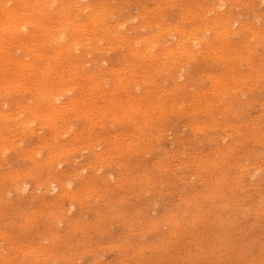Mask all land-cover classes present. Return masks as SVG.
<instances>
[{
    "label": "rangeland",
    "instance_id": "obj_1",
    "mask_svg": "<svg viewBox=\"0 0 264 264\" xmlns=\"http://www.w3.org/2000/svg\"><path fill=\"white\" fill-rule=\"evenodd\" d=\"M51 1H45L46 11L42 17L51 21L50 25L54 24V33L58 30L54 14L64 3L70 4V11L72 7L73 11L75 9L70 12L74 14L71 16L87 24V28L95 29L91 33L85 27L88 32H84V40L82 37L83 45L72 46L76 49L71 51L64 49L58 54L57 61L40 56L38 52L14 47L13 57L21 62L26 60L27 68L22 71L17 61L14 62L11 66L21 72L0 73V83L9 84L14 75L11 83L20 81L28 87L26 74L31 71L29 68L39 64L42 68L52 65L57 70L48 69L47 75L51 74L55 79L62 77L63 84L68 82L66 87L71 82L73 85L87 84L92 79L87 90L71 84L75 89L65 90L58 102L68 100L74 94L87 93L93 102L98 96L102 101L95 99V103L104 106L105 111L113 110L105 113L104 108H100L97 109L99 113L95 109L87 115L80 112L81 116L79 112L76 115L67 113L58 122L65 131L59 128L61 134H54L44 118L29 116V107L40 104L43 108L48 99L41 95L40 98L34 89L25 86L1 90L0 117L3 113L16 116L9 117L8 127L0 118V264H264V0ZM47 6L52 8L47 10ZM28 10L34 19L41 15L38 9ZM93 15L110 19L101 16V22L95 25L94 21H88ZM22 25L23 22L18 27L24 29V33L34 29L33 24ZM101 28L115 30L103 31ZM100 29L102 35L106 34L98 39ZM182 31L188 35L183 46L178 47ZM158 33L160 37H157ZM111 34L117 37L111 36V39ZM153 36L154 41L159 42L156 45H153ZM85 41L90 48L85 47L88 45ZM138 43L141 47L135 46ZM174 43L178 45L175 47L179 56L174 54ZM53 45L50 44L48 49L55 54L58 45ZM165 45L173 48L166 56L164 51L157 50L167 47ZM149 46L152 51L147 50ZM209 46L213 51L208 50ZM88 49L92 51L89 53ZM158 51L163 55H158ZM152 54L158 55L156 59L161 58L151 60ZM169 58L174 62L166 67V62L170 64ZM144 64H150L155 72H150L152 68ZM175 66L179 67L176 69ZM76 73L81 74V81ZM120 76L124 79L122 86L116 79ZM102 79L105 88L102 84L97 85ZM92 82L96 86L93 87ZM20 88L25 90L22 92ZM103 91L109 95L104 96ZM112 92L120 105L115 103V108H108L107 100ZM122 97L132 107H128ZM155 97L158 98L155 100ZM100 110L102 115H99ZM53 134L56 137H52Z\"/></svg>",
    "mask_w": 264,
    "mask_h": 264
},
{
    "label": "bare ground",
    "instance_id": "obj_2",
    "mask_svg": "<svg viewBox=\"0 0 264 264\" xmlns=\"http://www.w3.org/2000/svg\"><path fill=\"white\" fill-rule=\"evenodd\" d=\"M45 1L46 0H0V73H3L4 75H6V74H9L10 72H17V73H19V72H21V71H18L17 69L15 70L12 66H11V64H14V62H16L17 61V64H18V66H20L21 67V70L22 71H24V68L26 67L27 68V66H26V60H25V62H21L20 60L18 61L16 58H14L13 57V55H12V53H14V50H15V48L14 47H16V48H19V49H22V48H25V49H27V50H29L30 52H38V54L40 55V56H43V55H45V56H47L48 58H50V59H54L55 61H57V59H58V54L59 53H61V51H63L64 49H66V50H68V51H71V49H76L77 47H80L81 45H83V42H82V37H83V35H84V32H86L87 30L89 31V29L91 30V33H92V30H94L95 28L94 27H90V28H87L86 27V25L87 24H84L80 19V21L77 19V18H74L75 16H71L73 13H70V12H72L73 11V7H72V11H70L71 10V6H69L68 5V3H64V5L62 6V8H61V10L60 11H57L54 15L56 16V19H55V21L57 22V25H58V28H56V29H58L59 30V32H61L60 33V35H57L58 33H56L58 30H56V32L54 33V31H55V28H54V24H51L50 25V22L49 21H47L44 17H42V15H43V13H45ZM51 1V0H50ZM69 1V0H68ZM67 1V2H68ZM110 1V0H109ZM132 1V0H131ZM223 1V0H222ZM246 1V0H245ZM51 2H53V0L51 1ZM51 2L49 3V5H51ZM130 2V1H129ZM70 3H71V1H70ZM81 3H83V2H81ZM126 3V2H125ZM247 3V2H246ZM249 3V2H248ZM75 4V3H74ZM90 4V3H89ZM106 4V3H105ZM149 4H150V2H149ZM163 4V3H162ZM217 4V3H216ZM48 5V6H49ZM53 5V4H52ZM87 5H88V3H87ZM87 5H86V7H87ZM94 5V4H93ZM224 5H225V3H224ZM34 6H36V7H34ZM47 6V10H50L49 8L51 7H48ZM83 6V8H84V6L85 5H82ZM202 6H203V4H202ZM201 6V7H202ZM220 6V5H219ZM233 6V5H232ZM33 7H34V9H38V11H40V13H41V15H39L38 16V14L36 15V13L38 12V11H36V13H35V15L36 16H38V17H36L35 19L34 18H32L31 17V13L30 12H27V11H29L28 9L30 8L31 10H34L33 9ZM75 7V6H74ZM77 7V6H76ZM88 7H89V5H88ZM170 7V6H169ZM207 7V6H206ZM211 7V6H210ZM216 7H218L217 5H216ZM221 7V6H220ZM52 8V7H51ZM99 9V7H96L95 9ZM148 8V7H147ZM171 8V7H170ZM200 8V7H199ZM233 8V7H232ZM85 9V8H84ZM87 9V8H86ZM101 9V8H100ZM109 9H110V7H109ZM109 9L107 10V14H109L108 13V11H109ZM45 10V11H44ZM53 10V9H52ZM234 10V9H233ZM35 11V10H34ZM74 11H75V9H74ZM73 11V12H74ZM80 11V10H79ZM84 11V10H83ZM200 11V10H199ZM226 11H228V9L226 10ZM98 12V11H97ZM100 12V11H99ZM230 12V11H229ZM77 14H78V12H76ZM220 13V12H219ZM227 13V12H226ZM111 14V13H110ZM192 14V13H191ZM190 14V15H191ZM229 14V13H228ZM74 15V14H73ZM203 15V14H202ZM231 15V14H230ZM53 16V15H52ZM54 16V17H55ZM77 17H78V15H76ZM102 15H100V16H97V15H93L92 16V19H91V17L89 18L88 17V21H89V23H90V21L91 22H95L94 24L95 25H97V22L99 21V23L101 22L99 19H101L102 17H104V16H102ZM106 16V15H105ZM146 16V15H145ZM224 17V16H223ZM225 17H227V16H225ZM240 17V16H239ZM51 18H53V17H51ZM50 18V19H51ZM79 18V17H78ZM104 18H106L107 20H108V16H106V17H104ZM103 18V19H104ZM145 18V17H144ZM161 18V17H160ZM231 18V17H230ZM257 18V17H256ZM48 19V18H47ZM91 19V20H90ZM106 19H104V20H106ZM110 19V18H109ZM84 20V19H83ZM106 20V21H107ZM130 20V19H129ZM155 20V19H154ZM220 20V19H219ZM222 21H223V19H221ZM248 20V19H247ZM19 21H22L23 22V25L22 26H28L29 24H33V26H34V29H33V31H30L29 33H27V31H25L26 33H24L23 32V30L24 29H22V28H19L18 26H19V24H21L22 22H20L19 23ZM105 21V22H106ZM124 21H125V19H124ZM226 21V20H225ZM64 22H66V23H64ZM105 22H104V26H106V24H105ZM152 22V21H151ZM224 22V21H223ZM102 23H103V21H102ZM110 23V22H109ZM108 23V21H107V24H109ZM246 23V22H245ZM142 24H144V23H142ZM153 24V23H152ZM225 24V23H224ZM92 25V24H91ZM111 26H112V23L110 24ZM114 25V27H115V25L116 24H113ZM137 25V24H136ZM165 25V24H164ZM169 25V24H168ZM208 25V24H207ZM231 25H233V23L231 24ZM249 25H251V24H249ZM90 26V25H89ZM138 26V25H137ZM171 26V25H170ZM170 26H169V28H170ZM196 26V25H195ZM227 26V25H226ZM21 27V26H20ZM85 27H86V31H85ZM101 27H103V26H101ZM107 27H109V26H107ZM113 27V28H114ZM139 27V26H138ZM172 27V26H171ZM193 27V26H192ZM206 27V26H205ZM214 27V26H213ZM244 27V26H243ZM242 27V28H243ZM124 28V27H123ZM175 28V27H174ZM180 28V27H179ZM204 28V27H203ZM207 28V27H206ZM254 28V27H253ZM26 29V28H25ZM101 29H103V28H101ZM100 29V32L102 31ZM105 29V28H104ZM104 29H103V31H104ZM106 29H108V28H106ZM105 29V30H106ZM205 29V28H204ZM227 29V28H226ZM226 29H225V31H226ZM245 29V28H244ZM248 29V28H247ZM108 30H110V31H112V30H115V29H108ZM141 30V29H140ZM160 30V29H159ZM169 30V29H168ZM197 30H199V29H197ZM196 29H195V31H197ZM221 30H222V28H221ZM228 30V29H227ZM231 30V29H230ZM255 30V29H254ZM87 31V32H88ZM98 31V30H97ZM109 31V32H110ZM126 30H124V32H125ZM163 31V30H162ZM187 31V30H186ZM191 31V30H190ZM219 31V30H218ZM224 31V32H225ZM229 31V30H228ZM66 32H68V34H65ZM99 31H98V33H100ZM113 32V31H112ZM127 32V31H126ZM204 32V31H203ZM232 32V31H231ZM90 33V32H89ZM88 33V34H89ZM95 33H97L96 31H95ZM105 33V32H104ZM162 33V32H161ZM188 33V32H187ZM196 33V32H195ZM198 33V32H197ZM196 33V34H197ZM219 33H220V31H219ZM221 33H222V31H221ZM260 33V32H259ZM57 36H56V35ZM101 35H98V36H100V37H97L98 39L99 38H101V37H103L104 38V36L103 35H105V34H103L102 35V32L100 33ZM114 34H115V32H114ZM113 34V36H112V34L110 35V38H111V36H112V38L113 37H115V35ZM136 34V33H135ZM150 34H152V33H150ZM156 34V33H155ZM159 34L160 33H158V35H157V37L159 36ZM166 34V33H165ZM189 34H191V33H189ZM200 34V33H199ZM198 34V35H199ZM231 34V33H230ZM229 34V35H230ZM97 35V34H96ZM120 35V34H119ZM124 35V34H123ZM126 35H128V33L126 34ZM130 35H133V36H135L134 34H130ZM149 35V34H148ZM147 35V36H148ZM167 35V34H166ZM181 35H182V37H181V39H179V42H178V45H175V43H174V46L173 47H181L180 45H182V43L184 42V40H185V38L187 37L186 35H188V34H186L185 35V33H184V31H182L181 32ZM197 35V36H198ZM232 35V34H231ZM85 36H86V34H85ZM88 36V35H87ZM90 36V35H89ZM88 36V37H89ZM93 36H95V35H92V37ZM129 36V35H128ZM193 36V35H192ZM196 36V37H197ZM201 36V35H200ZM218 36H220V35H218ZM117 37V36H116ZM115 37V38H116ZM125 37V36H124ZM123 37V38H124ZM131 37V36H130ZM146 36H144L143 38L144 39H146L145 38ZM160 37V36H159ZM251 37V36H250ZM86 39H87V37H85ZM95 38V37H94ZM97 38H95V40H97V42H99V40L97 39ZM109 38V39H110ZM111 38V39H112ZM120 38V37H119ZM132 38H134V39H136L135 37H132ZM132 38H130V39H132ZM138 39H140L139 38V36L137 37ZM142 38V39H143ZM151 38V37H150ZM195 38V37H194ZM252 38V37H251ZM88 39H90V38H88ZM128 39V38H127ZM133 39V40H134ZM138 39H137V41H138ZM143 39V40H144ZM152 39H153V41H154V36L152 37ZM156 39H158V38H156L155 37V40ZM160 39V38H159ZM172 39H174V38H172ZM198 39V38H197ZM196 39V40H197ZM83 40H84V37H83ZM116 40V39H115ZM117 40H119V39H117ZM116 40V41H117ZM122 40V39H121ZM120 40V41H121ZM165 40V39H164ZM163 40V41H164ZM187 40H189L190 41V39H188L187 38ZM192 40V39H191ZM101 41V40H100ZM103 41V40H102ZM112 41V40H111ZM136 40H134V42H135ZM151 41L152 40H150L149 42L151 43ZM158 41V40H157ZM156 41V42H157ZM163 41H161L160 43H162ZM186 41V40H185ZM86 42V41H85ZM90 42V41H89ZM131 42H132V40H131ZM131 42H129V43H131ZM134 42H132V43H134ZM139 42V41H138ZM141 42V41H140ZM139 42V43H140ZM155 42V41H154ZM154 43L153 44V42H152V44L153 45H156V44H158V43ZM7 43V44H6ZM53 43H56L58 46H57V48L55 49V54H53L52 52H49V46H50V44H52L53 45ZM131 43V45L134 47V44H132ZM138 43V44H139ZM142 43V42H141ZM170 43V42H169ZM8 44H9V46L10 47H7L8 46ZM85 44H88V42H86ZM98 44V43H97ZM125 44V43H124ZM128 44V43H127ZM138 44H135V46L137 47H141V45L139 46ZM152 44H150V45H152ZM167 44V43H166ZM185 44H186V42H185ZM88 45H89V47H88ZM87 46L85 45V47H87V48H90V44H88ZM114 45V44H113ZM112 45V46H113ZM161 45H163V44H161ZM191 45H193V43L191 44ZM199 45V44H198ZM14 48H12V47ZM54 46V45H53ZM72 46L74 47H76V48H72ZM99 46H100V43H99ZM103 46V45H102ZM116 47L118 46V44L117 45H115ZM130 46V45H129ZM159 46V45H158ZM165 46H167V45H165ZM183 46V45H182ZM220 46V45H219ZM51 47V46H50ZM55 47V46H54ZM104 47V46H103ZM123 47V46H122ZM147 46H145V48H146ZM154 47V46H153ZM172 47V46H171ZM176 47L174 48V49H176ZM184 47H186V45L184 46ZM183 47V48H184ZM256 47V46H255ZM7 50H6V49ZM112 48V47H111ZM162 48V47H161ZM188 48V47H187ZM186 48V49H187ZM10 49V50H9ZM18 49V50H19ZM53 49V48H52ZM93 49V48H92ZM102 49V48H101ZM178 49V48H177ZM177 49H176V52L174 53L175 55H178V54H176V53H178V51H177ZM195 49V48H194ZM215 49H217V48H215ZM220 49V48H219ZM219 49H218V51H219ZM224 49V48H223ZM72 50V51H73ZM88 50H90V49H88ZM87 50V51H88ZM131 50V49H130ZM143 50V49H142ZM147 50H150V46H149V49H147ZM154 50V49H153ZM157 50H159V51H164L163 53H164V55L166 56V55H169V54H171V52L173 51V48H170L169 46H167V47H163L161 50L160 49H158L157 48ZM201 50V49H200ZM199 50V51H200ZM208 50H212L213 51V48L211 47L210 48V46H209V48H208ZM208 50H207V53H208ZM227 50V49H226ZM13 51V52H12ZM92 50H90V51H88L89 53L91 52ZM137 51H138V49H137ZM141 51V50H140ZM145 51V53H146V49L144 50ZM150 51H152V46H151V50ZM150 51H148L147 52V54H149L150 53ZM158 51V52H159ZM175 51V50H174ZM180 51V50H179ZM76 52V51H75ZM78 52H79V50H78ZM78 52H76V53H78ZM133 52H135V51H133ZM142 52V51H141ZM183 52V51H182ZM186 52H187V50H186ZM189 52V51H188ZM204 52V51H203ZM215 52V51H214ZM217 52V51H216ZM52 53V54H51ZM63 53H66V52H63ZM62 53V54H63ZM72 53H74V51L72 52ZM129 53H131V52H129ZM139 53V52H138ZM156 53V52H155ZM172 53V54H173ZM190 53H192V52H190ZM199 53V52H198ZM233 53V52H232ZM47 54V55H46ZM51 54V55H50ZM68 54V53H67ZM141 54H144V52L143 53H141ZM158 55L160 54V52L159 53H157ZM173 54V55H174ZM183 54L184 53H182L181 55L183 56ZM189 54V53H188ZM219 54H220V52H219ZM223 54V53H222ZM65 55V54H64ZM86 55H87V53H86ZM133 55V54H132ZM158 55H156V54H152L151 56H152V58H151V60L153 59H155V60H158L159 58H161L160 56L161 55H163L162 53L160 54V56L159 57H157V59H156V56H158ZM199 55V54H198ZM203 55V54H202ZM210 55H212V54H210ZM213 55H215V54H213ZM236 55H238V54H236ZM17 58H18V55H15ZM26 56V55H25ZM61 56V55H60ZM71 56V55H70ZM76 56H78V55H76ZM138 56H140V55H138ZM137 56V57H138ZM179 56V55H178ZM178 56H177V58H178ZM189 56H191V54H189ZM218 56V55H217ZM63 57V56H62ZM129 57V56H128ZM140 57H142V56H140ZM140 57H138V58H140ZM146 57H149V56H147L146 55ZM154 57V58H153ZM176 56H174V58H175ZM185 57V56H184ZM220 57V56H219ZM225 57V56H224ZM223 57V58H224ZM226 57H227V55H226ZM225 57V58H226ZM20 58H22V57H20ZM24 58H26V57H24L23 56V59ZM28 58H29V55H28ZM65 58V57H64ZM67 58V57H66ZM74 58H76V57H74ZM164 58V57H163ZM76 59H78V58H76ZM94 59V58H93ZM129 59V58H128ZM135 59V58H134ZM149 59H150V57H149ZM149 59H147V60H149ZM182 59V58H181ZM220 59H222V58H220ZM66 60V59H65ZM65 60L63 61V62H65ZM90 60V59H89ZM164 60H166V59H164ZM163 60V61H164ZM167 60H170V64H168V62H166L165 64H167L166 65V67L168 66H170L171 65V62H174V61H171V59L169 58V59H167ZM174 60V59H173ZM91 61V60H90ZM116 61V60H115ZM159 61H162V60H159ZM178 61V60H177ZM191 61V60H190ZM194 61V60H193ZM33 62H35V61H33ZM102 62V61H101ZM139 62V61H138ZM150 62H153V61H150ZM189 62V61H188ZM46 63H48V62H46ZM117 63V62H116ZM144 63V62H143ZM156 62H154L153 64H155ZM59 64V63H58ZM106 64V63H105ZM104 64V65H105ZM125 64V63H124ZM130 64V63H129ZM140 64V63H139ZM151 64V63H150ZM149 64V65H150ZM159 64H161V66L163 65L162 63H159ZM164 64V65H165ZM28 65V64H27ZM47 65V64H46ZM45 65V63H44V66H46ZM64 65V64H63ZM66 65H68V64H66ZM80 65V64H79ZM112 65H113V63H112ZM127 65V64H126ZM125 65V66H126ZM134 65V64H133ZM148 66L149 67V65H147V64H144V66ZM157 65V64H156ZM176 65V64H175ZM181 65V64H180ZM43 66V65H42ZM42 66H41V64H39V65H36L35 67H33L32 69L31 68H29V70H31V71H27L28 72V74H26L25 76H26V79L28 80L29 79V81L28 82H26L27 84H28V87H26L27 85H23L24 83L23 82H21L20 83V81L17 83V81H16V84H15V82L14 83H11V81L13 80V78H14V75H11V77H12V80L10 81V83L9 84H5V85H3V84H1L0 83V92H1V90H4V91H6V90H8V89H13V88H15L14 86H20V87H23V86H25L26 87V89L27 88H29L30 90L32 89H34V92L40 97V95L42 96V98L43 97H45L46 99H48V101L46 102V105L45 106H43V108H42V106H40V104H38V105H36V106H34V104H33V107H29L28 108V110L30 109V111H29V116L30 117H33V118H40V117H42V118H44L43 120L46 122V125L47 126H50V128L53 130V133L54 134H61V133H58L59 132V128H60V126H59V124H58V122L60 123V121H61V119L60 118H62L64 115H66L67 113H72V114H74V115H76L77 114V112H82V113H85L86 115L87 114H91V113H93V111H95V109H96V111H98L100 108H102L101 106H98L95 102L97 101V100H95V99H99L100 100V98L98 97V96H96L97 94H93V91H92V94L93 95H95L96 96V98L94 99V101L95 102H93V100H91L90 98L92 97H88L89 95L86 93V94H84V93H82V94H79V95H72V96H70L69 97V99L68 100H62L61 99V101L60 102H58L57 100H59L60 99V96L61 95H63L64 94V92H66L65 90H71V88L73 87V86H75V88H79V89H81V90H83L84 88L87 90L88 88H86V86L89 84L88 82H91L92 81V79L89 81H87V84H85L83 81H84V79H87V76L83 79V83H81V84H75V85H73L72 84V82L71 81H69V82H71V84L73 85L72 87L70 86L71 84H68L67 85V87H66V83H68V82H66L65 84H63L64 82H63V80H60L62 77H60V79L58 78V79H55L54 77L52 78V76H51V74H50V76L49 75H47L48 74V71L50 70V69H52V68H56L55 66L53 67L52 65L51 66H49V65H47V67H45V68H42ZM49 66V67H48ZM125 66H123V67H125ZM141 66V65H140ZM182 66V65H181ZM14 67H15V65H14ZM58 67V66H57ZM68 67H70V66H68ZM102 67V66H101ZM115 67V66H114ZM123 67H121V68H123ZM137 67V66H136ZM163 67V66H162ZM171 67H173V66H171ZM179 66H175V68L177 69ZM16 68V67H15ZM80 68V67H79ZM78 68V69H79ZM82 68V67H81ZM130 68V67H129ZM137 68H139V67H137ZM149 68H152V67H149ZM164 68V67H163ZM174 68V69H175ZM231 68V67H230ZM49 69V70H48ZM64 69V68H63ZM67 69V68H66ZM66 69H64V70H66ZM110 69V71H111V68H109ZM115 69H116V67H115ZM114 69V70H115ZM120 69V68H119ZM131 69V68H130ZM129 69V70H130ZM153 69L154 68H152L151 69V71L150 72H152L153 71ZM167 69H171V68H167ZM20 70V69H19ZM47 70V71H46ZM56 70H57V68H56ZM58 70H62V69H59L58 68ZM71 70H73V68L72 69H70V72H72ZM113 70V71H114ZM139 70H141V68L139 69ZM158 69H156V71H157ZM162 70V69H161ZM53 71V70H52ZM60 71H59V73H60ZM67 71V70H66ZM116 71H118V68L116 69ZM119 71H121V69L119 70ZM124 72H125V69L123 70ZM143 71V70H142ZM148 71V70H147ZM162 71H164V72H166L165 70H162ZM161 71V72H162ZM169 71V70H168ZM174 71V70H173ZM172 71V72H173ZM176 71V70H175ZM57 72V71H56ZM74 72V71H73ZM95 72V71H94ZM128 72V71H127ZM138 72L139 71H137V74H138ZM155 71H153V73H154ZM26 73V72H25ZM24 73V74H25ZM63 73V72H62ZM69 73V72H68ZM82 73V72H81ZM93 73V72H92ZM100 73V72H99ZM102 73V72H101ZM128 73H130L131 74V72H128ZM134 73V72H133ZM142 73H144V72H142ZM168 73H170V71L168 72ZM179 73V72H178ZM227 73V72H226ZM10 74H12V73H10ZM55 73H53L52 75H54ZM65 75H66V73H64ZM78 73H76V75H77ZM85 74V73H84ZM88 74V73H87ZM119 74V73H118ZM122 74V73H121ZM150 74H152V73H150ZM161 74H163V73H161ZM166 74V73H165ZM214 74V73H213ZM2 75V74H1ZM58 75V74H57ZM60 75H61V73H60ZM69 75V74H68ZM71 75V74H70ZM73 75V74H72ZM74 75H75V73H74ZM89 75H91V74H88V76ZM92 75H94V73L92 74ZM120 75V74H119ZM139 75V74H138ZM141 75V74H140ZM154 75V74H153ZM160 75V74H159ZM174 75V74H173ZM220 75V74H219ZM10 76V75H9ZM24 76V75H23ZM29 76V77H28ZM77 76H79V79L80 78H82V76H81V74L80 75H77ZM124 76V75H123ZM128 76V75H127ZM146 76H147V73H146ZM151 76V75H150ZM28 77V78H27ZM66 77V76H65ZM96 77V76H95ZM98 77V76H97ZM125 77V76H124ZM135 77V76H134ZM183 77V76H182ZM216 77H219V76H217V74H216ZM224 77V76H223ZM225 77H227V76H225ZM17 78V77H16ZM19 78V77H18ZM24 78V77H23ZM64 78V77H63ZM71 78V77H70ZM73 78V77H72ZM72 78H71V80H72ZM100 78V77H99ZM109 78V77H108ZM137 78V77H136ZM237 78V77H236ZM251 78V77H250ZM67 79H69V77L67 78ZM105 79V78H104ZM107 79V78H106ZM105 79V80H106ZM118 81H119V85L121 84V86L123 85V83H122V80H124L123 79V77L122 76H120V78H116ZM138 79V78H137ZM136 79V80H137ZM146 79V78H145ZM10 80V79H9ZM8 80V81H9ZM16 80V79H15ZM66 80V79H65ZM95 79H93V81H94ZM105 80L103 81V79H102V82H101V80H99L98 82H97V85L99 86H101V84L104 86L105 84H103V82H105ZM218 80V79H217ZM74 81V83H76L75 81H76V79L75 80H73ZM78 81V80H77ZM79 81H81V79L79 80ZM78 81V82H79ZM97 81V80H96ZM164 81H165V79H164ZM13 82V81H12ZM142 82V81H141ZM5 83V82H4ZM94 82H92V84H93ZM164 83V82H163ZM167 83V82H166ZM22 84V85H21ZM91 84V85H92ZM106 84H107V82H106ZM130 84H132V83H130ZM130 84H129V86H130ZM146 84V83H145ZM90 85V84H89ZM89 85H88V87H89ZM108 85V84H107ZM171 85V84H170ZM189 85V84H188ZM219 85V84H218ZM5 86V87H4ZM93 87L94 86H96V84L94 83V85H92ZM92 86H90V89H93V87ZM102 86V87H103ZM109 86V85H108ZM117 86V85H116ZM128 86V85H127ZM134 86V85H133ZM221 86V85H220ZM102 87H101V90H103L102 89ZM115 87V86H114ZM123 87H125V85L123 86ZM134 87H136V86H134ZM178 87V86H177ZM17 88V87H16ZM74 88V87H73ZM72 88V89H73ZM74 88V89H75ZM103 88H105V86L103 87ZM116 88V87H115ZM114 88V89H115ZM188 88H190V87H188ZM6 89V90H5ZM19 88H17V90H18ZM20 89H22V92H23V89L24 88H20ZM84 89V90H85ZM95 89H96V87H95ZM106 89H107V86H106ZM123 90H124V88H122ZM122 89H120V91L122 90ZM131 89V88H130ZM132 89H133V87H132ZM137 89V88H136ZM218 89H220V88H218ZM25 90V89H24ZM36 90V91H35ZM67 90V91H68ZM99 91H100V89H98ZM98 90H96V91H98ZM118 90V89H117ZM135 90V89H134ZM133 90V91H134ZM20 91V90H19ZM88 91H90V90H88ZM107 91H108V89H107ZM125 91V90H124ZM216 91H217V89H216ZM87 92V91H86ZM101 92V91H100ZM114 92V91H113ZM113 92L110 94L111 95V97H110V99L109 100H107L106 98V100L108 101V103H110V105L108 106V104H107V102L104 100V98H103V100L105 101V103L107 104V107L108 108H111L112 106H113V108H115V106H114V104L116 103V104H118V106L120 105L119 103H117V101H115V100H118V99H115V97H112L113 96ZM117 93H118V91H116ZM123 92V91H122ZM207 92V91H206ZM4 93V92H3ZM5 93H7V92H5ZM21 93V92H20ZM78 93V92H77ZM89 94L91 93V92H88ZM106 91L104 92H102V94H104V96H108V95H106ZM121 93V92H120ZM126 93V92H125ZM197 93V92H196ZM209 93V92H208ZM102 95L101 93H99L98 92V95ZM121 94H123V93H121ZM1 95V94H0ZM2 95H4V94H2ZM91 95V94H90ZM118 95H119V93H118ZM137 95V94H136ZM211 95V94H210ZM209 95V96H210ZM10 96V95H9ZM8 96V97H9ZM37 96V97H38ZM103 95H102V97H104ZM120 96V95H119ZM119 96H117V97H119ZM123 96V95H122ZM129 96V95H128ZM20 97V96H19ZM38 97V98H39ZM98 97V98H97ZM130 97H132V96H130ZM137 97H138V95H137ZM31 98V97H30ZM41 98V97H40ZM124 97H122L121 99H123ZM125 98H127V94H126V96H125ZM133 98V97H132ZM140 98V97H139ZM138 98V99H139ZM158 97H155V100L157 99ZM114 99V100H113ZM119 99H120V97H119ZM146 99V98H145ZM29 100V99H28ZM42 100V99H41ZM44 101H46L45 99H43ZM124 100V99H123ZM146 100H148V99H146ZM153 100V99H152ZM100 101H102V100H100ZM100 101H98V102H100ZM124 101H126V100H124ZM8 102V101H7ZM20 102V101H19ZM216 102V101H215ZM0 103H2V102H0ZM43 103V102H42ZM41 103V104H42ZM103 102H101V104H102ZM105 103H103V105L105 104ZM125 103H127V105H129L128 107H132V104L131 103H129V102H125ZM124 103V104H125ZM129 103V104H128ZM139 104V102H136V104ZM143 103H144V101H143ZM29 104V103H28ZM44 104V103H43ZM42 104V105H43ZM105 104V105H106ZM131 104V105H130ZM135 104V105H136ZM137 104V105H138ZM149 104V103H148ZM204 104V103H203ZM30 105V104H29ZM140 105V104H139ZM138 105V106H139ZM154 105V104H153ZM155 105H157V104H155ZM154 105V106H155ZM25 106H26V104H25ZM126 106V105H125ZM144 106V105H143ZM151 106V105H150ZM219 106V105H218ZM24 107V106H23ZM152 107V106H151ZM177 107V106H176ZM180 107V106H179ZM103 108H104V111H105V107L103 106ZM102 108V109H103ZM146 108V107H145ZM189 108H190V106H189ZM98 109V110H97ZM142 109V108H141ZM140 109V110H141ZM177 109V108H176ZM175 109V110H176ZM12 110V109H11ZM16 110V109H15ZM110 110H113V109H107L106 111H105V113H107L108 111H110ZM178 110V109H177ZM21 111V110H20ZM128 111H131V110H127V112ZM151 111V110H150ZM181 111V110H180ZM8 112V111H7ZM100 112H101V114H99V115H102L103 114V112L100 110ZM115 112V111H114ZM114 112H112V114L114 113ZM125 112V111H124ZM142 112V111H141ZM3 113V112H2ZM98 113H99V111H98ZM118 113V112H117ZM132 113H135V112H133L132 111ZM142 113H144V112H142ZM116 114V113H115ZM154 114V113H153ZM257 114V113H256ZM261 114V113H260ZM12 113L10 114H1V119L4 121V126H6V127H8V122H9V117L10 118H12ZM69 115V114H68ZM94 116H96L95 114H93ZM93 115H90V116H93ZM98 115V114H97ZM105 115V114H104ZM103 115V116H104ZM107 115V114H106ZM141 115V114H140ZM14 116V115H13ZM16 116V115H15ZM14 116V117H15ZM18 116V115H17ZM20 116V115H19ZM80 116H81V113H80ZM94 116H93V118H94ZM103 116H100L99 118H101V119H103ZM122 116V115H121ZM124 116V115H123ZM122 116V117H123ZM260 116V115H259ZM262 116V115H261ZM25 117V116H24ZM76 117V116H75ZM78 117V116H77ZM83 117V116H82ZM86 117V116H85ZM84 117V118H85ZM105 117V116H104ZM108 117V116H107ZM124 117H126V114H125V116ZM20 118V117H19ZM66 118V117H65ZM72 118V117H71ZM74 118V117H73ZM72 118V119H73ZM89 118V117H88ZM92 118V117H91ZM116 118H117V116H116ZM14 119V118H13ZM22 119V118H21ZM24 119V118H23ZM28 119V118H27ZM90 119V118H89ZM106 119V118H105ZM108 119H111V118H108ZM122 119V118H121ZM149 119H151V118H149ZM259 119V118H258ZM20 120V119H19ZM98 120V119H97ZM126 120H127V117H126ZM128 120H129V118H128ZM142 120V122L144 121V119H141ZM200 120V119H199ZM250 120V119H249ZM15 121H16V119H15ZM35 121V120H34ZM94 121V120H93ZM105 121V120H104ZM115 121V120H114ZM147 121V120H146ZM28 122V121H27ZM32 122V121H31ZM67 122V121H66ZM101 122V121H100ZM142 122H140V125H141V123ZM12 122H10V124H11ZM13 123H14V121H13ZM135 123H136V121H135ZM263 123V122H262ZM261 123V124H262ZM26 124V123H25ZM144 124V123H143ZM142 124V125H143ZM235 124V123H234ZM244 124V123H243ZM21 125H24L23 123L21 124ZM27 125H28V123H27ZM69 125V124H68ZM67 125V126H68ZM113 125V124H112ZM195 125V124H194ZM213 125V124H212ZM14 126V125H13ZM71 126V125H70ZM86 126V125H85ZM109 126H110V124H109ZM207 126V125H206ZM246 126V125H245ZM20 127V126H19ZM84 127V126H83ZM89 127V126H88ZM155 127V126H154ZM170 127V126H169ZM264 127V126H263ZM17 128V127H16ZM70 128V127H69ZM111 128H113V127H111ZM152 128V127H151ZM208 128V127H207ZM60 129H63V131H65L64 130V128H60ZM66 129V128H65ZM87 129V128H86ZM198 129V128H197ZM36 130V129H35ZM15 131H17V130H15ZM22 131V130H21ZM67 131H69V130H67ZM66 131V132H67ZM83 131V130H82ZM85 131V130H84ZM87 131V130H86ZM137 131V130H136ZM144 131V130H143ZM18 132V131H17ZM52 132V131H51ZM61 132V131H60ZM91 132V131H90ZM105 132V131H104ZM180 132V131H179ZM16 133V132H15ZM74 133V132H73ZM77 133V132H76ZM85 133V132H84ZM125 133H126V131H125ZM142 133V132H141ZM53 134V136L52 137H56V135H54ZM63 134V133H62ZM88 134V133H87ZM102 134V133H101ZM112 134V133H111ZM114 134V133H113ZM120 134V133H119ZM139 134H140V132H139ZM157 134V133H156ZM156 134H155V136H156ZM162 134V133H161ZM164 134V133H163ZM166 134V133H165ZM84 135V134H83ZM167 135V134H166ZM165 135V136H166ZM178 135H180V134H178ZM3 136V135H2ZM62 137H63V135H61ZM85 136V135H84ZM84 136H82V137H84ZM105 136V135H104ZM122 136V135H121ZM135 135L133 134V137H134ZM153 136V135H152ZM159 136V135H158ZM49 136H47L46 138H48ZM51 137V138H52ZM109 137V136H108ZM113 137V136H112ZM182 137V136H181ZM187 137V136H186ZM2 138V137H1ZM0 138V139H1ZM5 138V137H4ZM7 138V137H6ZM15 138H17V137H15ZM120 138V140H122L121 139V137H119ZM150 138V137H149ZM154 138V137H153ZM152 138V139H153ZM167 138V137H166ZM185 138V137H184ZM214 138V137H213ZM54 139V138H53ZM53 139H51V140H53ZM73 139H76V138H73ZM90 139V138H89ZM105 139H106V137H105ZM130 139V138H129ZM68 140V139H67ZM133 140H135V139H133ZM220 140V139H219ZM225 140V139H224ZM13 141H14V139H13ZM21 141V140H20ZM105 141V140H104ZM136 141H138V140H136ZM10 142V141H9ZM44 142V141H43ZM49 142V141H48ZM119 142V141H118ZM146 142V141H145ZM50 143V142H49ZM66 143V142H65ZM85 143V142H84ZM132 143V142H131ZM131 143H129L130 145H131ZM168 143V142H167ZM47 144V143H46ZM88 144V143H87ZM124 144V143H123ZM133 144V143H132ZM137 144V143H136ZM183 144V143H182ZM224 144V143H223ZM44 145V144H43ZM85 145V144H84ZM94 145V144H93ZM92 145V146H93ZM122 145V144H121ZM41 146V145H40ZM45 146V145H44ZM65 146V145H64ZM68 146V145H67ZM223 146V145H222ZM4 147V146H3ZM88 147H89V145H88ZM109 147V146H108ZM125 147V146H124ZM5 148H6V146H5ZM15 148V147H14ZM60 148V147H59ZM69 148V147H68ZM96 148V147H95ZM145 148V147H144ZM143 148V149H144ZM148 148V147H147ZM54 149V148H53ZM82 149V148H81ZM113 149V148H112ZM115 149V148H114ZM124 149V148H123ZM146 149V148H145ZM182 149V148H181ZM4 150V149H3ZM6 150V149H5ZM4 150V151H5ZM35 150V149H34ZM58 150V149H57ZM98 150V149H97ZM110 150V149H109ZM118 150V149H117ZM122 150V149H121ZM9 151V150H8ZM39 151L41 152V150L39 149ZM65 151V150H64ZM81 151V150H80ZM126 151V150H125ZM132 151V150H131ZM33 152V151H32ZM116 152V151H115ZM210 152V151H209ZM34 153V152H33ZM58 153V152H57ZM66 153V152H65ZM129 153H130V151H129ZM136 153V152H135ZM2 154V153H1ZM4 154V153H3ZM124 154V153H123ZM54 154H52V156H53ZM63 155V154H62ZM62 155H60L62 158H63V156ZM121 155V154H120ZM148 155V154H147ZM35 156V155H34ZM55 156V155H54ZM59 156V157H60ZM107 156V155H106ZM36 157V156H35ZM117 157V156H116ZM163 157V156H162ZM58 158V157H57ZM107 158H108V156H107ZM112 158V157H111ZM68 160H69V158H67ZM66 159V160H67ZM113 159V158H112ZM157 159V158H156ZM161 159V158H160ZM65 160V159H64ZM65 160V161H66ZM44 161V160H43ZM112 161V160H111ZM37 162H39V161H37ZM36 162V163H37ZM57 162H58V160H57ZM81 162V161H80ZM84 162V161H83ZM82 162V163H83ZM86 162V161H85ZM89 162V161H88ZM45 163V162H44ZM94 163V162H93ZM152 163V162H151ZM38 164V163H37ZM43 164V163H42ZM72 164V163H71ZM177 164V163H176ZM256 164V163H255ZM3 165V164H2ZM73 165V164H72ZM99 165V164H98ZM33 166V165H32ZM89 166V165H88ZM91 166V165H90ZM116 166V165H115ZM249 166V165H248ZM34 167V166H33ZM52 167V166H51ZM50 167V168H51ZM96 167V166H95ZM75 168V167H74ZM102 168V167H101ZM100 168V169H101ZM167 168V167H166ZM172 168V167H171ZM55 169H57V168H55ZM65 169V168H64ZM69 169V168H68ZM71 169V168H70ZM86 169V168H85ZM93 169V168H92ZM124 169H125V167H124ZM124 171V170H123ZM58 172V171H57ZM57 172H55V173H57ZM73 172H75V170L73 171ZM46 173V172H45ZM125 173V172H124ZM156 173V172H155ZM158 173V172H157ZM171 173H173V172H171ZM1 174V173H0ZM10 174V173H9ZM33 174V173H32ZM71 174H72V172H71ZM237 174V173H236ZM2 175V174H1ZM27 175V174H26ZM44 175V174H43ZM58 175V174H57ZM80 175V174H79ZM107 175V174H106ZM16 176V175H15ZM60 176V175H59ZM59 176H57L58 178H59ZM75 176V175H74ZM92 176V175H91ZM251 176V175H250ZM2 177V176H1ZM18 177V176H17ZM26 177V176H25ZM50 177H51V174H50ZM61 177V176H60ZM248 177V176H247ZM22 178V177H21ZM63 178V177H62ZM89 178V177H88ZM110 178V177H109ZM205 178V177H204ZM8 179H10V178H8ZM65 179V178H64ZM247 179V178H246ZM63 180V179H62ZM68 180V179H67ZM65 181V180H64ZM133 181V180H132ZM163 181V180H162ZM43 182V181H42ZM52 182H53V180H52ZM189 182V181H188ZM248 182V181H247ZM20 183H22V181H20ZM46 183V182H45ZM44 184V183H43ZM67 184V183H66ZM116 184V183H115ZM115 184H113V185H115ZM16 185V184H15ZM17 185H19V184H17ZM56 185V184H55ZM60 185H61V183H60ZM110 185V184H109ZM20 186V185H19ZM127 186V185H126ZM18 187V186H17ZM35 187V186H34ZM50 187H51V185H50ZM66 187H67V185H66ZM83 187H84V185H83ZM117 187V186H116ZM39 188V187H38ZM53 188V187H52ZM79 188V187H78ZM110 188V187H109ZM17 189V188H16ZM56 189V188H55ZM71 189V188H70ZM77 189V188H76ZM80 189V188H79ZM95 189V188H94ZM97 189V188H96ZM61 190V189H60ZM66 190H68V189H66ZM7 191V190H6ZM5 191V192H6ZM24 191V190H23ZM43 191V190H42ZM45 191V190H44ZM86 191V190H85ZM148 191V190H147ZM156 191V190H155ZM59 192V191H58ZM23 193V192H22ZM7 194H8V192H7ZM79 194V193H78ZM90 194V193H89ZM98 194V193H97ZM65 195H66V193H65ZM63 196V195H62ZM263 196V195H262ZM6 197H7V195H6ZM30 197V196H29ZM77 197V196H76ZM85 197V196H84ZM75 198V197H74ZM80 198V197H79ZM97 198V197H96ZM81 199H83V197L81 198ZM94 199V198H93ZM153 199V198H152ZM57 201V200H56ZM152 202H154V201H152ZM44 203V202H43ZM142 205V204H141ZM101 206V205H100ZM157 206V205H156ZM44 207V206H43ZM73 207V206H72ZM81 207V206H80ZM82 207H83V205H82ZM86 207V206H85ZM99 207V206H98ZM45 208V207H44ZM62 209V208H61ZM67 209V208H66ZM54 210V209H53ZM84 211V210H83ZM68 212V211H67ZM54 214V213H53ZM105 217V216H104ZM102 218V217H101ZM100 218V219H101ZM25 219V218H24ZM94 221V220H93ZM57 223V222H56ZM110 223V222H109ZM185 224V223H184ZM54 227V226H53ZM112 227V226H111ZM164 227V226H163ZM8 229V228H7ZM96 229V228H95ZM131 229V228H130ZM146 229V228H145ZM139 230H141V229H139ZM31 234V233H30ZM2 236V235H1ZM143 237V236H142ZM30 240V239H29ZM22 243V242H21ZM26 243V242H25ZM44 243V242H43ZM32 244V243H31ZM22 245V244H21ZM106 245V244H105ZM150 245V244H149ZM148 245V246H149ZM12 246V245H11ZM15 246H17V245H15ZM104 246V245H103ZM147 246V247H148ZM24 247V246H23ZM32 247V246H31ZM101 247V246H100ZM110 248V247H109ZM146 248V247H145ZM23 249V248H22ZM26 249V248H25ZM34 249V248H33ZM39 249V248H38ZM26 251V250H25ZM5 252V251H4ZM40 253H42V252H40ZM37 254V253H36ZM79 254H80V252H79ZM18 256V255H17ZM80 256V255H79ZM9 257H10V255H9ZM101 257V256H100ZM18 258V257H17ZM50 258H52V257H50ZM96 258V257H95ZM36 259V258H35ZM44 259V258H43ZM110 259V258H109ZM125 259V258H124ZM20 260V259H19ZM25 260V259H24ZM99 260V259H98ZM44 262V261H43ZM34 264V263H33Z\"/></svg>",
    "mask_w": 264,
    "mask_h": 264
}]
</instances>
